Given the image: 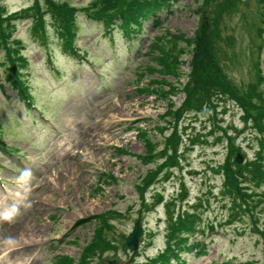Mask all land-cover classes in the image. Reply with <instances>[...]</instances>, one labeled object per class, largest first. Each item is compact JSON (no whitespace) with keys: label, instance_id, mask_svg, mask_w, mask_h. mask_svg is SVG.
I'll list each match as a JSON object with an SVG mask.
<instances>
[{"label":"rangeland","instance_id":"obj_1","mask_svg":"<svg viewBox=\"0 0 264 264\" xmlns=\"http://www.w3.org/2000/svg\"><path fill=\"white\" fill-rule=\"evenodd\" d=\"M44 1L39 0L46 11ZM49 1L82 7L74 24L78 54L65 50L48 13L42 24L46 43L34 32L32 18L24 15L14 20L9 39H20L23 84L46 118L25 104L13 83L5 82L8 62L0 49V264H106L103 257L112 254L132 259L130 264H148L146 260L163 251L169 240L165 204L170 199L176 200L173 216L182 211L199 218L198 230L188 237L189 248H182L180 258L167 264L227 260L263 264L264 180L251 176L248 169L260 142L252 125L244 123L240 102L224 95L215 98L213 107L187 109L178 123L181 150L185 149L181 167L146 187H139L140 178L152 163L136 157L145 149V134L136 126L158 147L171 131L164 126L168 117L161 115L168 100L174 107L180 105L183 92L177 88L186 75L180 73L179 82L169 73L159 74L155 59L159 47L152 41L181 35L178 44L185 49L178 60L180 69L188 72L192 43L186 39L202 18L213 30L214 20L220 18L216 25L220 41L215 39L214 52L222 74L241 90L264 77V2L240 0L236 11L219 15L215 6L222 0L210 5L203 0H172L156 12L158 26L144 22L140 35L127 37L118 28L105 33L102 22L84 10L92 0ZM33 2L0 0V5L13 13ZM156 79L167 80L174 88ZM256 88L264 98V81ZM160 127L166 130L161 133ZM225 129L244 160L236 167L243 184L259 195L255 203L249 202L252 212L240 211L237 205L232 209L233 197L215 170L229 155ZM179 194L184 195L182 200ZM101 213L108 220L103 230L106 246L100 250L94 249V231ZM139 219L143 232L132 254L122 245ZM171 242L174 249L177 242Z\"/></svg>","mask_w":264,"mask_h":264},{"label":"trees","instance_id":"obj_2","mask_svg":"<svg viewBox=\"0 0 264 264\" xmlns=\"http://www.w3.org/2000/svg\"><path fill=\"white\" fill-rule=\"evenodd\" d=\"M172 0H92L89 5L84 7V10L89 16L98 19L102 22L105 33L112 30V28H118L127 36H138L140 31L143 30V23L150 20L152 16H155L156 11L170 4ZM204 3L210 5L213 0H203ZM264 2V0H260ZM46 11L42 10L39 0L34 2L19 11L8 13L3 6L0 5V49H4V56L8 62L7 67L4 68L3 74L8 83H13L19 91V95L22 97H29V92L23 83L25 82L22 74L23 59L21 51L18 47L19 40L15 38L10 41L12 35V29L14 20L19 15L30 16L34 24V32L41 35L45 32L44 15L50 14L54 21L56 28L59 30L61 37L64 39L66 48L74 50V38L77 33L74 24H76L75 17L77 11L82 7L72 5L68 2L55 3L49 0L44 1ZM240 5V0H222L220 4L215 6L217 14L221 15L223 12L229 10L236 11ZM263 11L261 12V14ZM158 18L154 19L153 24L158 25ZM220 18L217 16V22ZM263 21V20H262ZM213 25L215 29H211L204 18L200 20L198 26L194 30V34L189 39L192 43V47L189 51V58L186 63L188 72H183L180 69L182 62L178 60L179 52H184V45L178 44V38L181 35L170 34L169 38L155 37L153 40L159 47V52L155 59L160 64V68H157V72L169 73L174 79L180 82V73L186 75V81L180 83L177 89L183 92V99L179 106L174 107V104L168 100L166 109L161 117L168 116L164 126L171 128L170 132L164 137L162 145L158 147V142L154 139L147 137L145 134V150L142 154H138L136 157L146 163L151 162L152 166L145 170V173L140 178V187H146L155 181L159 175L168 177L171 171L175 167H181V160L183 159L184 151L181 150L183 146V140L181 134H179L178 123L183 117L184 112L188 110H201L204 107H213L215 98L227 95L231 99L239 101L238 104L242 108V119L245 124L250 123L255 132V138L260 142L259 148L256 150L253 160L249 162L248 169L251 171V176H255L256 179L264 180V163L262 151L264 150V98L261 95V91L257 90V86L261 81H264V77H258L257 82L250 83L245 90H241L230 78L222 74L220 68L218 70L219 62L214 52L215 39L221 35L220 28ZM261 30L262 28L259 27ZM220 38L218 37V41ZM156 40V41H155ZM161 41V42H160ZM233 41L230 38L229 43ZM160 42V44H158ZM152 44V46H153ZM151 50V49H150ZM149 50V52H150ZM186 62V61H185ZM156 67V66H155ZM261 76V75H260ZM162 81V83L168 84L170 89L174 88L171 82L164 79H156ZM154 92L155 88L153 89ZM165 91V90H164ZM242 94H241V92ZM166 92V91H165ZM167 98V96H166ZM163 118V119H164ZM155 127V125H154ZM158 127V126H157ZM161 128L163 133L166 128ZM226 135L227 129L222 130ZM254 135V134H253ZM229 139L228 153L224 162L218 164L215 170L222 174L223 184L225 191L233 197L232 209L237 210V205L242 210L252 212L254 206H251L249 202L255 203V196H259L253 191H249V188L243 184L245 180L239 178L237 174V168L240 165L234 162L233 153L237 150L234 149V139L230 135H226ZM261 152V154H260ZM159 159V160H157ZM151 165V164H150ZM234 166L235 169L234 170ZM183 195L181 194V197ZM238 202V204H236ZM144 203V201H143ZM174 205V201L170 200L166 207L168 208L169 223H170V236L169 241L176 240L177 245L175 248L182 249L186 246L188 236L190 233L197 231L196 220L199 216L196 213L189 214L187 212H178L173 220V210L171 207ZM99 223H97L95 236L94 249H103L106 246V240L104 239L103 230L108 218L106 213H101L98 217ZM212 228V225L210 226ZM187 247V246H186ZM93 249V250H94ZM87 251L91 250V245L86 248ZM171 258H179L174 249L169 245L165 251L158 254L157 259L161 262L169 261ZM226 264H231L225 262ZM250 264V262H245ZM264 264V263H263Z\"/></svg>","mask_w":264,"mask_h":264},{"label":"water","instance_id":"obj_3","mask_svg":"<svg viewBox=\"0 0 264 264\" xmlns=\"http://www.w3.org/2000/svg\"><path fill=\"white\" fill-rule=\"evenodd\" d=\"M236 159L237 161H241V158H236ZM140 233H141L140 222L136 221L133 231L128 235V237L125 240L124 248L126 249L127 247H130L135 251L138 245V239ZM105 261L109 264H122L121 262H119V259L116 255L106 258ZM123 264H127V262H124Z\"/></svg>","mask_w":264,"mask_h":264}]
</instances>
